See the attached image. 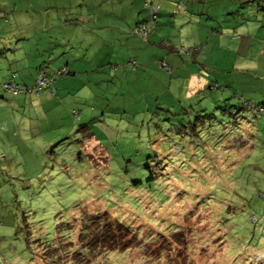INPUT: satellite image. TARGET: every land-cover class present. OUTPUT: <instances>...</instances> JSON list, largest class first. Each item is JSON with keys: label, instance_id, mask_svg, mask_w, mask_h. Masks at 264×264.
Masks as SVG:
<instances>
[{"label": "rangeland", "instance_id": "1", "mask_svg": "<svg viewBox=\"0 0 264 264\" xmlns=\"http://www.w3.org/2000/svg\"><path fill=\"white\" fill-rule=\"evenodd\" d=\"M230 28L226 45H197V76L218 74V89L177 100L167 90L160 105L152 96L122 101L128 113L111 114L110 128L96 131L101 147L92 159L82 131L47 142L0 130V264H80L82 256L91 257L88 264H264V112L254 106L264 102V55L247 43L231 45ZM194 47L178 51L192 55ZM184 75L175 78L182 94ZM138 102L144 114H134ZM188 102L210 105L213 119L194 127ZM105 211L142 243L78 253L81 227Z\"/></svg>", "mask_w": 264, "mask_h": 264}, {"label": "crops", "instance_id": "2", "mask_svg": "<svg viewBox=\"0 0 264 264\" xmlns=\"http://www.w3.org/2000/svg\"><path fill=\"white\" fill-rule=\"evenodd\" d=\"M145 1L0 0V83L15 80L32 84L41 70L52 73L61 66L70 70L56 78L53 91L12 95L0 87L3 136L48 142L63 141L74 130L82 131L92 159L101 147L96 131L104 124L110 128L111 114L128 113L122 101L128 105V98L133 104L136 97L152 96L160 105L159 99L168 91L176 100L181 95L203 98L205 89L218 84L216 73L214 80L197 76L198 65L194 63L200 48L190 56L178 51L180 45H226L224 34L235 26L231 45L247 43L264 55V0H186L187 11L176 13L171 12L174 6L178 8L175 0H151L161 6L159 29L143 38L131 29L150 21ZM173 13L178 16L172 17ZM238 29H242L241 34ZM180 54L184 56L178 57ZM157 61L166 62L171 73ZM190 65L196 69L188 74L183 67L189 69ZM183 73L189 88L182 94L177 92L175 78ZM188 103L209 112L210 105ZM136 106L134 114H144L142 104ZM148 110L146 103L145 112ZM75 111L82 121L79 125L72 122Z\"/></svg>", "mask_w": 264, "mask_h": 264}, {"label": "trees", "instance_id": "3", "mask_svg": "<svg viewBox=\"0 0 264 264\" xmlns=\"http://www.w3.org/2000/svg\"><path fill=\"white\" fill-rule=\"evenodd\" d=\"M184 4H185L184 10L181 8V6L178 5V8H176L174 10V13H176L177 11L186 12L187 11V1L184 2ZM158 13H159V11H158ZM158 13H157L156 24H155L156 26L154 28H156L158 25ZM131 32H132V29H131ZM137 36H140V35H137ZM140 37H142V36H140ZM143 38H145V37H143ZM197 48H199V47L195 46L194 50H196ZM134 64H136V62ZM63 67L68 69V70H67V72L60 73L59 70H61V68H63ZM39 72L37 73V75L35 77V81L32 84H29V83L25 84V83L17 82L15 80L4 81V82H9V81L11 82L12 81L15 84L21 86L22 88H25L26 89L25 91L22 90V92H18L17 94H14L13 92H11L9 90H5L2 87V83H4V82L0 83V87L12 95L26 94V93L35 94L36 91L34 89L30 90L29 88L35 86V82L37 81V77L39 75ZM47 73L49 75L54 76V81L52 83V86H53V84H54V82L58 76L68 74V73H70V70L67 66H61V67L57 68V70H55V72H52V73L47 72ZM52 86L50 89L49 88H43L42 90L53 91ZM211 88L217 89L218 84L215 83V84L211 85ZM42 90H40V92H38L36 94L41 93ZM250 102L253 103V100H246L245 99L244 103L240 104L239 110L251 107ZM254 106L257 108V110L259 112H261V113L264 112V102L261 103L260 105H255V103H254ZM190 109L194 110V112L197 113V116L195 117L196 122L195 123L190 122L191 124L194 125V127H197L199 123H204L205 118L213 119V117H214L213 114H211L210 112H206L205 109L196 110V109H194V107H190ZM234 110L236 111V109H234ZM149 111H150V109L147 111V113ZM183 111H185V114H188V112H189L186 109H184ZM75 112L79 115V113L77 111H75ZM75 112H74V116H75ZM201 112H203V113H201ZM202 114H204V115H202ZM232 114H233V112H232ZM189 121H191V120H189ZM189 121L185 120V124H188ZM262 195L264 196V193H262ZM93 215L94 216L91 218L90 221L89 220L86 221V218H85V221H86L85 223H87V225H90V227H87V228L81 227L79 234H81V242L83 244L80 245V249H78L79 250L78 253L81 252V250H88L91 253H95V255L97 256L101 253H105V252L110 251V250L132 249L133 247L140 246V243H142L141 240L138 239V237L135 235V233L128 226H126L124 223L120 222L119 220L113 218L107 211H105L103 213H97V214L93 213ZM175 233H177V232H175ZM175 233H173V234H175ZM87 237H91V238L84 241V238L86 239ZM171 237H173V236H171ZM148 247L149 246H147V248ZM58 249H60V248H57V250ZM58 251L60 252V250H58ZM146 255H148L149 257L152 256V254L150 255L149 253H147ZM53 256H54V254H53ZM90 260H91V257L85 258L82 256L80 264H86V263L88 264V261H90Z\"/></svg>", "mask_w": 264, "mask_h": 264}, {"label": "built area", "instance_id": "4", "mask_svg": "<svg viewBox=\"0 0 264 264\" xmlns=\"http://www.w3.org/2000/svg\"><path fill=\"white\" fill-rule=\"evenodd\" d=\"M145 4L147 6H149L151 9V19L149 22H141V23L137 24L136 26H134L132 28V33L135 35H140V36L146 38L149 34L150 29L154 28L156 26L155 24H156L157 13H158L161 6L159 4H154L153 2H151L149 0H146ZM178 5L181 6V8L183 10L185 9L184 2H182ZM160 65L167 68V70L170 69L169 66L164 61H161ZM67 70L68 69L63 67V68H61V70H59V72L63 73V72H67ZM53 81H54V76L49 75L45 70H41L39 72L38 77H37V81L35 82V86L30 87L29 89L30 90L34 89L36 91L35 93H38L43 88H49L50 89ZM2 87L5 90H9V91L13 92L14 94H17L18 92H22V90L23 91L26 90L25 88H22L21 86L15 84L12 81L2 83ZM75 116L78 117V114L76 112H75Z\"/></svg>", "mask_w": 264, "mask_h": 264}]
</instances>
